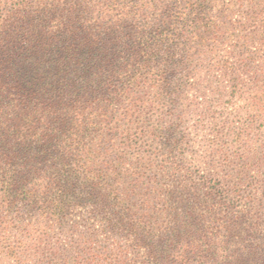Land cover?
Wrapping results in <instances>:
<instances>
[{
  "label": "trees",
  "instance_id": "16d2710c",
  "mask_svg": "<svg viewBox=\"0 0 264 264\" xmlns=\"http://www.w3.org/2000/svg\"><path fill=\"white\" fill-rule=\"evenodd\" d=\"M183 3L0 0V215L63 217L87 201L136 238L142 264H264V178L227 155L205 157L208 166L178 160L177 125H164L184 63L173 47L201 12ZM160 138L168 166L113 194L127 150ZM3 224L2 255L35 259V231L9 244Z\"/></svg>",
  "mask_w": 264,
  "mask_h": 264
},
{
  "label": "rangeland",
  "instance_id": "374dc122",
  "mask_svg": "<svg viewBox=\"0 0 264 264\" xmlns=\"http://www.w3.org/2000/svg\"><path fill=\"white\" fill-rule=\"evenodd\" d=\"M186 5L201 12L192 28L193 34L190 30L188 38L173 47V59H182L184 63L176 68L172 80L178 92L177 101L173 106L169 104L170 114L164 117V125H177L173 135L183 142L184 157L178 160L198 166L199 161L212 156L213 165L216 155L217 158L227 155L233 167H242L250 176L258 174L262 179L264 0H184L183 6ZM206 109L211 113L202 116ZM238 132L240 137L236 136ZM160 139L154 143L148 139L137 141L132 149H125L122 178L111 183L113 194L123 197L122 188L127 191L135 185L134 174L140 173L141 181H146L151 172L161 174L168 166L171 157L165 151L166 138ZM116 143L119 151L123 149L118 141L112 148ZM172 157L177 156L174 153ZM147 159L152 161L140 169ZM203 162L208 166V159ZM0 218V222H6L2 234L9 244L15 237L26 238V228L35 231L34 245L38 246L39 254L35 259L27 255L30 262L25 264H105L104 259L116 261L115 264H142L144 249L137 246L136 238L110 229L109 212L87 201L63 217L38 220L23 214L14 219L11 214L2 213ZM178 229L175 223V230ZM0 264L15 262L0 250Z\"/></svg>",
  "mask_w": 264,
  "mask_h": 264
}]
</instances>
